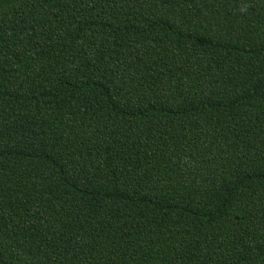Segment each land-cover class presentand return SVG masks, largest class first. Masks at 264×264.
<instances>
[{"label": "trees", "instance_id": "16d2710c", "mask_svg": "<svg viewBox=\"0 0 264 264\" xmlns=\"http://www.w3.org/2000/svg\"><path fill=\"white\" fill-rule=\"evenodd\" d=\"M0 264H264V0H0Z\"/></svg>", "mask_w": 264, "mask_h": 264}]
</instances>
